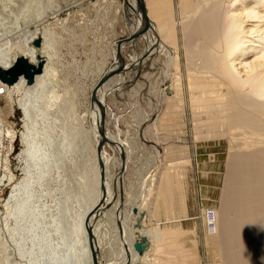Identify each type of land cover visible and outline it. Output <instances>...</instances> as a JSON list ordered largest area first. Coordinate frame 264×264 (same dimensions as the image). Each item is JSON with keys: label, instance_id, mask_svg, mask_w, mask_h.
Returning a JSON list of instances; mask_svg holds the SVG:
<instances>
[{"label": "bare ground", "instance_id": "obj_1", "mask_svg": "<svg viewBox=\"0 0 264 264\" xmlns=\"http://www.w3.org/2000/svg\"><path fill=\"white\" fill-rule=\"evenodd\" d=\"M98 1L94 0L92 5L100 4ZM118 1L127 7L129 14H133L134 22L128 25V36L144 26L142 16V21L139 20L141 9L144 10L149 25L145 33L124 44L120 50L121 52L125 45L133 49L138 42H143V52L138 56L128 57L130 63L95 91L100 106L90 101L86 113L80 118L82 124L89 116L91 125V130L86 131V134L92 163L88 165V176L82 180L88 203L79 216L76 228L84 243L85 262L92 264L88 230L93 234L92 244L98 264H102L101 251L109 264L116 253L121 251L120 244L123 242L126 244H123L125 252L130 254L128 255L133 264H187L186 258L191 256L187 254V249L197 245L196 238L184 241L181 239L184 234L197 237L196 218L189 214V209L192 208L188 207L185 190V178H189L191 174L189 159L183 157L180 159L182 162L176 165H169L168 161L162 162L163 166L140 179L141 185L139 182L137 192L126 195L128 199L126 198L125 206L129 205L128 209L124 207L123 201L113 195L112 184L116 175L110 174V163L116 164L119 160L109 157L103 150L99 155L97 153L101 140L100 113L104 111L107 115L105 98L109 86L125 79L127 71H130V64L136 63L139 58H146V61L141 59V62L146 63L167 46L173 51L172 75L159 86L161 113L152 126L157 130L154 135L159 142H164L162 137L165 117L170 115V110L178 107L186 111L187 122L196 140L221 138L225 141L227 156L222 174L220 206L213 210V227L210 230L207 227L206 209H201L205 228L204 243L214 249V264H264V0ZM39 2L40 0H28L23 18L15 19L17 27L23 28L22 34L10 38L9 32L0 31L1 68L10 67L19 56L26 58L29 63L36 65L41 62L43 65L41 74L35 76L31 85L21 77L11 86L0 82V99L3 97L5 102L3 104L0 100V161L4 156L2 148H9V144L17 138H30V130L22 129L17 133L12 127L16 115L11 104L10 90L19 92L23 100L25 97L30 99L29 105L24 107L29 115L36 112L48 117L55 112L68 114L67 111L74 109L72 99L58 95L55 89L58 84L57 71L51 65L48 66L50 56L46 53L52 46V41L47 38L50 36L47 33L48 27L43 26L44 19H37L40 11L34 8L36 5L38 7ZM44 7H48L46 3ZM56 9L51 8V11ZM28 19L36 23L31 30L24 28L26 25L23 21ZM61 20L65 23V19ZM37 39L41 41L39 47L34 45ZM116 42H113L111 51L112 65L101 74L99 80L120 65L115 52ZM180 53L183 61L181 66ZM99 80L94 83L92 91ZM90 98H93L91 94ZM103 129L107 144L119 149V153H126L128 163L131 151L128 141L111 134L105 127ZM165 134L169 138L174 136L170 131ZM90 135L92 141L89 140ZM150 135L152 137L153 134ZM166 150L167 147L156 151L157 156L167 157L169 153ZM30 152L38 154L39 149L32 145ZM125 162L123 165H126ZM204 173L199 174L202 176ZM118 176L122 177V184L117 188L121 189L123 185L124 189L125 175L121 173ZM12 180L7 170L0 169V186ZM101 188L105 191L103 203L113 202L107 211L103 204L99 206ZM10 197L11 195L6 197L7 203L2 206L3 211L11 209V212L19 215L27 201L11 203ZM97 205L99 209L96 215L87 218L88 213ZM117 206L123 211V215L122 212L119 213L122 217L119 224L124 230L123 238L115 236L118 224L116 225L112 210ZM105 214L107 219L98 225L99 216ZM164 215L166 218H162ZM135 243L138 248L134 247ZM141 251L143 252L140 253ZM121 255L125 256L124 252L116 256Z\"/></svg>", "mask_w": 264, "mask_h": 264}, {"label": "rangeland", "instance_id": "obj_2", "mask_svg": "<svg viewBox=\"0 0 264 264\" xmlns=\"http://www.w3.org/2000/svg\"><path fill=\"white\" fill-rule=\"evenodd\" d=\"M27 1L0 0V31L9 32L10 38L22 34L23 28L17 27L14 22L16 18H23ZM47 1L40 0L38 7L36 5L34 8L40 11L37 19H44L43 26L48 27L47 33L50 36L47 38L52 41V46L46 51L50 56L48 66L51 65L57 71V94L69 96L74 109L67 111L68 114L55 112L48 117L36 112L29 115L24 107L29 105L30 99L25 97L23 100L19 92L10 90L11 104L16 115L12 127L17 133L22 129L30 130V138L27 140L25 134V140L17 138L9 144V148H2L4 156L0 161V169L7 170L13 180L0 186V264H88L83 256L84 243L76 228L79 216L88 203L82 180L88 176V165L92 163L86 134V131L91 130V125L89 116L82 124L80 118L86 113L91 101L94 83L112 65L113 42L126 37L129 34V23L134 22L133 14H129L127 7L122 6L118 0H99L100 4L97 5H92L94 0ZM44 3L48 7H44ZM51 8L57 9L51 11ZM141 16L139 12L140 21ZM61 19H65V23ZM23 22L26 30L36 26L31 19ZM143 49L142 44L133 49H125L121 53L123 68L130 63L128 57L138 56ZM177 49L179 53L180 47ZM172 53V48L165 46L160 54L145 64H139L140 69H134L136 62L132 70L128 69L130 71H127V76H123L125 79L109 86L105 98L107 115L104 127L116 137L128 141L131 150L129 161L127 163L126 153H119V149L110 144H106L102 150L109 157L119 160L116 164L110 163L109 172L116 175L113 183L118 184H112L113 195L123 201L125 208L129 207L125 206L128 199L126 195L136 193L139 182L151 171L159 169L165 161L169 165H176L182 162L180 159L183 157L189 159L191 174L185 178V190L188 207L192 208L189 214L196 218L197 237L184 234L181 239L196 238L197 245L187 249V254L191 256L186 258V262L214 264V249L206 245L203 239L205 228L201 209H206L207 227L210 230L213 227V210L220 206L226 144L221 138L196 140L187 122L186 111L178 107L170 110V115L165 117L164 142H159L154 135L157 130L152 126L161 113V95L158 90L166 78L172 75ZM181 63L182 53L179 54L180 66ZM1 98L5 104L4 98ZM166 131L172 132L174 136L167 137ZM149 133L153 134L152 137ZM89 140L92 141L91 135ZM32 145L39 149L38 154L30 152ZM166 147L165 152L169 155L158 157L156 151ZM124 162L126 165H123ZM121 173L125 175V191L123 185L121 189L117 188L122 184V177L118 176ZM8 195H11V203L27 201L19 215L11 212V209L3 211L2 206L7 203ZM114 210H119V206ZM115 211L116 222L119 220L116 225L123 238L124 230L119 224L122 217L119 216L120 212L117 214ZM105 216L107 214L99 216L98 225L107 219ZM104 251L107 252L106 248ZM103 254L101 251V262L103 256V263L108 264Z\"/></svg>", "mask_w": 264, "mask_h": 264}, {"label": "water", "instance_id": "obj_3", "mask_svg": "<svg viewBox=\"0 0 264 264\" xmlns=\"http://www.w3.org/2000/svg\"><path fill=\"white\" fill-rule=\"evenodd\" d=\"M141 12H142L143 20H144V26L141 29L137 30V32L129 35L126 38H121V39L117 40V42H116L115 52H116V56H117L119 63H120L119 67L117 69H115L114 71L106 74L101 80H99V82L96 84L94 90L91 92V96H93L91 101H94L97 104V106L98 105L100 106V104L95 97V91L99 87H101L110 77H112L116 73H119L123 67L124 60H123V58L121 56V52H120L121 47L124 44L130 42L131 40H133V39L137 38L138 36L142 35L143 33H145L147 28H148V22H147L145 12L143 9H141ZM40 42H41L40 39H37V40H35L34 45L36 47H39ZM42 68H43V65L41 62H38L35 65V64L29 63L27 61V59L24 58L23 56H19L15 59V61L13 62V64L10 67H8L6 69H3L0 67V82L5 84V85L11 86V85L15 84L18 81V79L21 77L25 80V82L28 85H31L34 82L35 76L41 74ZM104 117H105V112L101 111V113H100V128H99V135H101V140H100V143L97 147L98 155L100 154V151L102 149H104V146L107 144V138L104 136V129H103L104 128L103 127L104 126V119H105ZM100 169L102 170L101 167H100ZM101 192H102V195H101V200L99 202V206H101L103 204V201L105 199V191L103 188H101ZM110 203L111 202H109L108 204H104L105 209H107L110 206ZM99 206L98 205L95 206L88 213L87 218H90V217H93L94 215H96V213L99 209ZM87 236H88V240H89V248H90V252H91L92 264H98L96 250L94 249L93 244H92L93 234L90 230L87 231ZM134 247L138 248L139 246L137 243H135Z\"/></svg>", "mask_w": 264, "mask_h": 264}, {"label": "crops", "instance_id": "obj_4", "mask_svg": "<svg viewBox=\"0 0 264 264\" xmlns=\"http://www.w3.org/2000/svg\"><path fill=\"white\" fill-rule=\"evenodd\" d=\"M128 36V35H127ZM122 38V37H121ZM120 39V38H119ZM139 44H142V46L144 47V43L143 42H138L137 44H136V46L137 45H139ZM127 46L128 45H125V48L124 49H122V51H121V53L123 54V52L125 51V49H128L127 48ZM153 58V57H152ZM151 58V59H152ZM141 59L142 58H139L138 60H137V65L138 64H142L143 63V61L141 62ZM133 64V63H132ZM143 64H145V63H143ZM133 65H135V63L133 64ZM133 65H130L129 67H128V69H131L132 67H133ZM136 65V68L137 69H139L140 67H139V65L137 66ZM115 211V210H114ZM120 211V213L122 212V215H123V211H122V208L120 207V210H117V211H115L117 214H118V212ZM119 220L117 219V222H118ZM119 230L115 233V236H117V237H120L121 236V233H120V228H118ZM120 242V241H119ZM123 244L126 246V244L123 242ZM122 243L120 244L121 246V251H119V253L120 254H122V252H124V254H125V256H122L121 255V257L120 256H116L117 254H119V253H116V255H115V257H114V260H112L113 261V263H112V261H110V263L111 264H133V261L131 260V256H130V258H129V253H127V252H125L126 251V248L124 247V245H123ZM108 247L109 246H107L106 248L108 249ZM105 249V248H104ZM110 249V248H109ZM117 249H119V248H117ZM117 251V250H116ZM143 251H141L140 253H142ZM129 254V255H128ZM128 255V258L126 257ZM104 258H105V256H104ZM117 258H119V260L117 259ZM123 261V262H122ZM106 262H107V259H106ZM102 263H103V257H102ZM109 263V264H110ZM104 264V263H103Z\"/></svg>", "mask_w": 264, "mask_h": 264}, {"label": "built area", "instance_id": "obj_5", "mask_svg": "<svg viewBox=\"0 0 264 264\" xmlns=\"http://www.w3.org/2000/svg\"><path fill=\"white\" fill-rule=\"evenodd\" d=\"M212 225V224H211Z\"/></svg>", "mask_w": 264, "mask_h": 264}]
</instances>
